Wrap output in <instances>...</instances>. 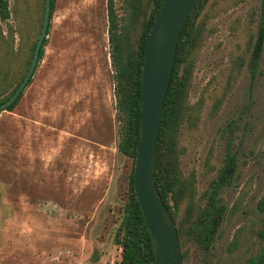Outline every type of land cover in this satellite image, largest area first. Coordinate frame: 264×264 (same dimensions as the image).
<instances>
[{
	"label": "rangeland",
	"instance_id": "obj_1",
	"mask_svg": "<svg viewBox=\"0 0 264 264\" xmlns=\"http://www.w3.org/2000/svg\"><path fill=\"white\" fill-rule=\"evenodd\" d=\"M105 3L54 0L30 82L0 111V264L119 263L130 160L116 148ZM200 19L179 170L194 204L210 194L222 216L206 247L185 242L186 262L246 264L264 248V0H208Z\"/></svg>",
	"mask_w": 264,
	"mask_h": 264
},
{
	"label": "trees",
	"instance_id": "obj_2",
	"mask_svg": "<svg viewBox=\"0 0 264 264\" xmlns=\"http://www.w3.org/2000/svg\"><path fill=\"white\" fill-rule=\"evenodd\" d=\"M164 1L121 0L123 14L120 16L115 12L114 0H106L105 3L109 59L113 68L112 92L119 123L116 148L130 160L125 199L113 238L120 248L118 264H154L150 236L132 187V166L139 136L145 46L150 28ZM207 1H198L180 29L152 157L153 181L175 222L182 264H187L185 242L206 247L211 239V228L220 222L222 216L221 206L210 194L202 206L194 204L192 185L179 170L177 148L179 127L189 115L187 94L195 53L204 32L200 13ZM43 6L44 0H11L10 5L9 0H0V102L12 93L27 69L41 26ZM53 8L54 0H50L47 31ZM2 22L4 27L1 26ZM45 41L46 38L40 46L37 62L42 56ZM22 92L5 110L10 111L14 107ZM184 199L186 202L180 214L179 203ZM259 207L264 210V199ZM246 264H264V248L249 257Z\"/></svg>",
	"mask_w": 264,
	"mask_h": 264
},
{
	"label": "water",
	"instance_id": "obj_3",
	"mask_svg": "<svg viewBox=\"0 0 264 264\" xmlns=\"http://www.w3.org/2000/svg\"><path fill=\"white\" fill-rule=\"evenodd\" d=\"M199 0H165L150 28L141 74L139 136L132 166V187L147 227L154 264H182L175 222L153 181L152 157L162 103L171 74L180 29ZM50 0H44L41 26L22 79L0 102V111L10 105L25 87L35 69L39 49L46 37Z\"/></svg>",
	"mask_w": 264,
	"mask_h": 264
}]
</instances>
